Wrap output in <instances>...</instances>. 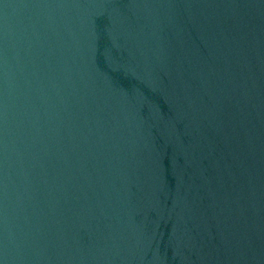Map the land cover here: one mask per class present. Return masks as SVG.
<instances>
[{
    "label": "water",
    "instance_id": "obj_1",
    "mask_svg": "<svg viewBox=\"0 0 264 264\" xmlns=\"http://www.w3.org/2000/svg\"><path fill=\"white\" fill-rule=\"evenodd\" d=\"M0 264H264V0H0Z\"/></svg>",
    "mask_w": 264,
    "mask_h": 264
}]
</instances>
